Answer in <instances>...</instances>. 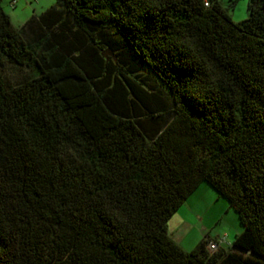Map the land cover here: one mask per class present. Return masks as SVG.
Masks as SVG:
<instances>
[{
	"label": "trees",
	"instance_id": "obj_1",
	"mask_svg": "<svg viewBox=\"0 0 264 264\" xmlns=\"http://www.w3.org/2000/svg\"><path fill=\"white\" fill-rule=\"evenodd\" d=\"M0 0V264H264V0ZM207 183L243 230L188 251Z\"/></svg>",
	"mask_w": 264,
	"mask_h": 264
},
{
	"label": "rangeland",
	"instance_id": "obj_2",
	"mask_svg": "<svg viewBox=\"0 0 264 264\" xmlns=\"http://www.w3.org/2000/svg\"><path fill=\"white\" fill-rule=\"evenodd\" d=\"M14 1H16V3H14ZM56 1L57 0H1L5 12L10 16L15 26H22L32 15L42 13L50 6L54 5ZM220 1L229 9L233 21L239 22L248 17L249 0ZM200 188L180 207L187 208L188 211H186L185 215L188 220L191 221V226L184 228L171 224L169 229L173 237L183 238L182 244L186 246L187 249H191V247L193 249L196 246L195 241L200 237L201 228L204 226L201 221L197 220V222H195L193 220L194 212L200 211L205 214V223L208 227L212 225L213 228L212 236H215L218 231L221 235L229 233L232 241L235 237L236 229H238V231L243 230L236 209L231 206V203L226 198L220 197L215 189L207 183H203Z\"/></svg>",
	"mask_w": 264,
	"mask_h": 264
},
{
	"label": "crops",
	"instance_id": "obj_3",
	"mask_svg": "<svg viewBox=\"0 0 264 264\" xmlns=\"http://www.w3.org/2000/svg\"><path fill=\"white\" fill-rule=\"evenodd\" d=\"M202 185L203 184H201L199 187H198V189L200 188V187H202ZM197 189V190H198ZM201 189V188H200ZM196 190V191H197ZM195 193V192H194ZM188 203V202H187ZM188 205H190V204H188ZM184 209H185V211H184ZM190 209H191V206H190ZM186 211H188L187 210V208L186 207H182V208H180L173 216H172V218L170 219V221H169V229H170V225L171 224H173V226H182V227H184V228H188L189 226H191V221L190 220H188V218L186 217V215H185V213H186ZM193 212H194V209H193ZM196 215V216H195ZM198 218V219H197ZM204 218H205V214L204 213H202V212H200V211H197V212H194L193 213V220L195 221V222H197V220H199V221H201V223H203L204 224V226L201 228V235H200V237H198L197 239H196V241H195V245L201 240V239H208L209 241H211V240H218L219 238H221V237H224L225 238V241H224V243H222L221 244V246H223V247H229V246H231L232 245V243H233V241H234V239L231 241V239H230V234L229 233H224V234H222L221 235V233L218 231L217 233H216V235L215 236H212V230H213V228H212V225H209V227H208V225L205 223V221H204ZM194 222V223H195ZM193 223V224H194ZM237 231H236V233H235V236H236V234H238L239 232H241V231H238V229H236ZM172 237H173V235H172ZM174 238V240L175 241H177L185 250H188V251H190V250H192V247H191V249H187L186 248V246H184L183 244H182V240H183V238L182 237H179V238H175V237H173ZM235 238V237H234ZM224 245H227V246H224ZM220 246V247H221Z\"/></svg>",
	"mask_w": 264,
	"mask_h": 264
},
{
	"label": "built area",
	"instance_id": "obj_4",
	"mask_svg": "<svg viewBox=\"0 0 264 264\" xmlns=\"http://www.w3.org/2000/svg\"><path fill=\"white\" fill-rule=\"evenodd\" d=\"M14 3H16V1H14ZM225 238L221 237L218 240H211L209 241L208 244V248L211 252H215L216 250H218L221 246L222 243H224Z\"/></svg>",
	"mask_w": 264,
	"mask_h": 264
}]
</instances>
